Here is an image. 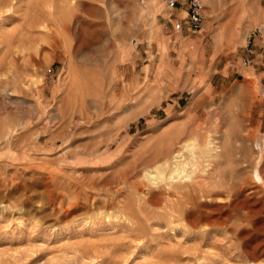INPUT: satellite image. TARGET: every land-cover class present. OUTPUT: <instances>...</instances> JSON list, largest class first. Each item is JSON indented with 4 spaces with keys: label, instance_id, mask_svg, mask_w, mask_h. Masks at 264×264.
<instances>
[{
    "label": "rangeland",
    "instance_id": "obj_1",
    "mask_svg": "<svg viewBox=\"0 0 264 264\" xmlns=\"http://www.w3.org/2000/svg\"><path fill=\"white\" fill-rule=\"evenodd\" d=\"M165 2L0 0V264H264V0Z\"/></svg>",
    "mask_w": 264,
    "mask_h": 264
},
{
    "label": "built area",
    "instance_id": "obj_2",
    "mask_svg": "<svg viewBox=\"0 0 264 264\" xmlns=\"http://www.w3.org/2000/svg\"><path fill=\"white\" fill-rule=\"evenodd\" d=\"M166 8L169 12L168 17L172 18L173 30L176 32L181 31L184 26L192 31L198 32L202 29L204 23L203 7L200 0H166ZM178 12L173 14L174 10ZM258 32H255L247 37V43L244 49L242 63L244 66H250L253 62L254 52L252 49L253 38ZM50 72V70H48ZM264 82V80H263Z\"/></svg>",
    "mask_w": 264,
    "mask_h": 264
},
{
    "label": "bare ground",
    "instance_id": "obj_3",
    "mask_svg": "<svg viewBox=\"0 0 264 264\" xmlns=\"http://www.w3.org/2000/svg\"><path fill=\"white\" fill-rule=\"evenodd\" d=\"M256 15V14H255ZM212 146V145H211ZM2 151V150H1ZM4 151V150H3ZM210 151V150H209ZM218 151V150H217ZM6 152V151H5ZM7 153V152H6ZM177 153V152H176ZM176 155V154H175ZM0 156H2V155H0ZM203 156V155H202ZM1 158V157H0ZM4 158V157H3ZM209 158V157H208ZM2 159V158H1ZM6 161V159L4 160L3 159V164L1 165V163H0V175L2 176V173L4 172V171H7L6 170V168H9V163L8 164H4V162ZM6 163H7V161H6ZM7 165H8V167H7ZM173 165V164H172ZM10 166H11V164H10ZM18 167V166H17ZM22 167V166H21ZM20 167V168H21ZM11 168V167H10ZM9 168V169H10ZM16 168V167H15ZM23 168H21L20 170H22ZM25 170V169H24ZM9 172V171H8ZM14 172V171H13ZM13 172H11V173H13ZM17 172V171H16ZM23 170L21 171V173H19L18 175L16 174L15 176L13 175V176H10V177H8V179H6V177H4L5 175L4 174H6V172L3 174L4 176V178H5V180L7 181V183L8 182H10L9 183V185L7 186V192H6V194L9 196V197H14L15 195H17V193H18V191H22V190H25L26 191V189H25V187H24V177H23ZM10 173V172H9ZM7 175V174H6ZM10 175V174H9ZM1 178V177H0ZM0 180H4L3 178H1ZM6 181H5V183H6ZM68 181V180H67ZM92 181V180H91ZM55 183V182H54ZM76 183V182H75ZM101 183V182H100ZM3 184H4V182H3ZM73 184V183H72ZM83 184V183H82ZM84 184H88V183H84ZM7 185V184H6ZM74 185V184H73ZM77 185V184H76ZM93 185H95V183H93ZM3 186H5V184L3 185ZM47 186V185H46ZM78 187H79V185H77ZM6 187V186H5ZM98 187V186H97ZM4 188V187H3ZM88 188H91V187H89L88 186ZM93 188H96V186L95 187H93ZM200 190H201V192H203V188L202 187H200L199 188ZM226 189V188H225ZM95 190H97V189H95ZM6 191V190H5ZM24 191V192H25ZM69 191V190H68ZM73 191V190H72ZM71 191V192H72ZM100 191V190H99ZM229 192H230V190H229ZM194 193V192H193ZM189 194V193H188ZM203 194V193H202ZM7 196V197H8ZM80 196V195H79ZM194 196V195H193ZM196 196V195H195ZM230 196H232L231 194H230ZM25 197V196H24ZM204 197V196H203ZM87 198H89V197H87ZM195 197H193V200H188L187 199V203L188 204H190V205H192V206H194V204L196 203V201H195V199H194ZM11 199V198H10ZM198 199V198H197ZM12 200V199H11ZM19 200V199H18ZM18 200H17V202H18ZM94 200V199H93ZM1 202V201H0ZM9 204V203H8ZM195 205H197V203L195 204ZM11 206V205H10ZM13 206V205H12ZM21 206H22V204H21ZM15 207V206H14ZM8 208V207H7ZM23 208V207H22ZM123 209V208H122ZM194 209H195V207H194ZM9 210V209H8ZM21 211H23V210H21ZM19 212V211H18ZM21 213V212H20ZM234 214V213H233ZM22 216V214L20 215V217ZM226 216V215H225ZM235 216V215H234ZM191 217V221L190 222H192V223H194V220H193V216L191 215L190 216ZM238 216H235V218H237ZM225 218V217H224ZM188 220H189V218H188ZM237 220V219H236ZM226 221H228L229 222V217H227V218H225V219H223L221 222H219L217 225L220 227V226H224V227H227L228 229H230L231 230V226L232 225H230V226H228L225 222ZM215 223H216V221H215ZM22 224V223H21ZM231 224V223H230ZM233 227V226H232ZM231 232V231H230ZM248 264H256L255 262H250V263H248Z\"/></svg>",
    "mask_w": 264,
    "mask_h": 264
}]
</instances>
